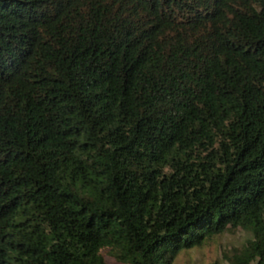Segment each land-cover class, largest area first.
<instances>
[{
	"label": "trees",
	"instance_id": "obj_1",
	"mask_svg": "<svg viewBox=\"0 0 264 264\" xmlns=\"http://www.w3.org/2000/svg\"><path fill=\"white\" fill-rule=\"evenodd\" d=\"M237 228L264 264V0H0V264Z\"/></svg>",
	"mask_w": 264,
	"mask_h": 264
},
{
	"label": "rangeland",
	"instance_id": "obj_2",
	"mask_svg": "<svg viewBox=\"0 0 264 264\" xmlns=\"http://www.w3.org/2000/svg\"><path fill=\"white\" fill-rule=\"evenodd\" d=\"M250 237L249 232L239 228L227 230L215 235L207 244L190 249L182 248L172 264H229L228 258L237 255ZM105 260L107 264H130L107 255Z\"/></svg>",
	"mask_w": 264,
	"mask_h": 264
}]
</instances>
